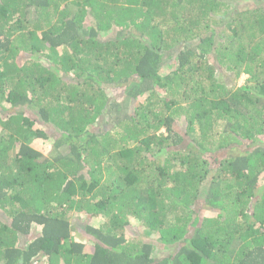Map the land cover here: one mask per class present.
<instances>
[{
  "label": "trees",
  "instance_id": "trees-1",
  "mask_svg": "<svg viewBox=\"0 0 264 264\" xmlns=\"http://www.w3.org/2000/svg\"><path fill=\"white\" fill-rule=\"evenodd\" d=\"M40 262L264 264V0H0V264Z\"/></svg>",
  "mask_w": 264,
  "mask_h": 264
},
{
  "label": "rangeland",
  "instance_id": "rangeland-1",
  "mask_svg": "<svg viewBox=\"0 0 264 264\" xmlns=\"http://www.w3.org/2000/svg\"><path fill=\"white\" fill-rule=\"evenodd\" d=\"M220 77L227 86H230V88H234V89L239 88L242 85H244L249 78L248 75H242L240 78H236L234 74L229 73L226 70L221 71ZM206 211L209 213L213 212V210H209L207 208H206ZM143 233H145V230H143ZM38 264H44V263L40 262Z\"/></svg>",
  "mask_w": 264,
  "mask_h": 264
}]
</instances>
